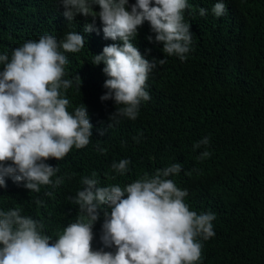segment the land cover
Masks as SVG:
<instances>
[{
    "label": "clouds",
    "instance_id": "obj_1",
    "mask_svg": "<svg viewBox=\"0 0 264 264\" xmlns=\"http://www.w3.org/2000/svg\"><path fill=\"white\" fill-rule=\"evenodd\" d=\"M56 2L69 24L77 21L76 31L68 30L60 17L58 28L44 29L38 39L24 41L10 55L0 54V188L7 187L9 177L39 193L41 186L57 188L65 176L72 178L58 176L59 167L46 161L62 160L73 147L82 149L91 142L93 125L87 95L79 90L81 77H75L79 88L65 78L67 70L80 66L78 59H87L79 54L89 40L102 50L91 63L103 62L107 77L100 100L116 105L109 116L111 128L121 119L138 118L142 102L151 99L146 90L150 73L167 63L165 58L146 59L132 42L136 36L162 44L164 54L184 62L193 45L190 26L198 27L208 11L188 0ZM211 11L217 18L225 15V0H218ZM142 136L133 140L139 143ZM209 145V136L193 143V151L204 148L198 161L212 155ZM97 151L105 154L107 149L97 146ZM130 164L128 158L113 161L111 170L123 176ZM181 171L182 163L172 162L123 186L101 185L93 171L81 178L82 189L67 197L78 205L75 222L57 230L45 226L43 219L23 215L20 207L0 209V264H198L202 241L215 236L216 214L190 209L185 202L188 189L171 178ZM35 203L43 201L37 198ZM101 208L104 220L95 223Z\"/></svg>",
    "mask_w": 264,
    "mask_h": 264
},
{
    "label": "trees",
    "instance_id": "obj_2",
    "mask_svg": "<svg viewBox=\"0 0 264 264\" xmlns=\"http://www.w3.org/2000/svg\"><path fill=\"white\" fill-rule=\"evenodd\" d=\"M216 2L188 0L208 11L198 27L190 26L193 45L184 62L139 34L132 41L146 59L167 60L150 73L146 90L151 99L142 102L135 121L121 119L108 128L116 105L111 99L100 100L107 77L103 62L91 63L102 50L89 40L79 54L87 59H78L80 66L67 70L65 78L79 88L75 77H81L79 90L87 95L93 125L90 144L73 147L62 160L46 161L59 167L58 176L72 177L65 176L57 188L41 186L39 193L29 192L23 182L18 185L6 177L0 209L20 207L23 215L43 219L45 226L57 230L76 220L78 205L67 197L82 189L83 176L96 171L101 185L123 186L145 171L181 162L183 171L171 178L188 189L185 202L198 213L216 214L215 236L202 241L198 264H264V0H225L227 12L219 18L211 11ZM63 11L56 0H0V54L10 55L24 41L38 39L44 29L58 28L62 19L68 22ZM67 25L68 30L78 28L76 20ZM141 132L137 143L133 137ZM205 136L210 137L212 155L201 162L197 156L204 148L193 151L192 145ZM97 146L107 152L101 154ZM123 158L131 160L130 171L120 176L111 164ZM49 191L52 196L45 195ZM37 198L43 204L38 206ZM103 220L101 208L95 223Z\"/></svg>",
    "mask_w": 264,
    "mask_h": 264
}]
</instances>
